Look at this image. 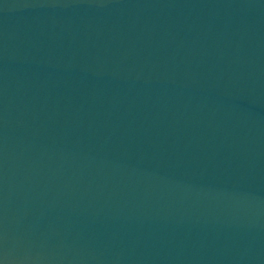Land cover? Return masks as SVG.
<instances>
[{
    "label": "water",
    "instance_id": "95a60500",
    "mask_svg": "<svg viewBox=\"0 0 264 264\" xmlns=\"http://www.w3.org/2000/svg\"><path fill=\"white\" fill-rule=\"evenodd\" d=\"M0 264H264V0H0Z\"/></svg>",
    "mask_w": 264,
    "mask_h": 264
}]
</instances>
